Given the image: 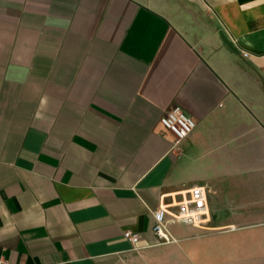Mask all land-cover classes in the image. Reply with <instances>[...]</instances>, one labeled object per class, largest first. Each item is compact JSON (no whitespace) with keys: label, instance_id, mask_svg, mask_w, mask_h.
<instances>
[{"label":"crops","instance_id":"crops-1","mask_svg":"<svg viewBox=\"0 0 264 264\" xmlns=\"http://www.w3.org/2000/svg\"><path fill=\"white\" fill-rule=\"evenodd\" d=\"M174 105L196 120L179 151ZM194 185L210 222L159 244L150 208ZM151 248L149 264H264V0H0V257Z\"/></svg>","mask_w":264,"mask_h":264},{"label":"built area","instance_id":"built-area-1","mask_svg":"<svg viewBox=\"0 0 264 264\" xmlns=\"http://www.w3.org/2000/svg\"><path fill=\"white\" fill-rule=\"evenodd\" d=\"M161 123L174 135V151H179L181 142L189 137L196 127L194 117L179 105L168 109L162 116ZM150 212L153 216L152 231L159 244L173 243L177 239L172 233V224H187L203 229L210 222L208 190L204 185L191 186L174 194L170 202L163 197L159 206L150 208ZM124 237L134 246L141 240L139 233L130 230L124 232ZM0 264L10 263L0 257Z\"/></svg>","mask_w":264,"mask_h":264},{"label":"rangeland","instance_id":"rangeland-1","mask_svg":"<svg viewBox=\"0 0 264 264\" xmlns=\"http://www.w3.org/2000/svg\"><path fill=\"white\" fill-rule=\"evenodd\" d=\"M164 255L165 251L160 250L158 248L141 249L134 254L133 258H131L130 261L125 262V264H140V262L149 264L148 262L151 258L161 257Z\"/></svg>","mask_w":264,"mask_h":264},{"label":"bare ground","instance_id":"bare-ground-1","mask_svg":"<svg viewBox=\"0 0 264 264\" xmlns=\"http://www.w3.org/2000/svg\"><path fill=\"white\" fill-rule=\"evenodd\" d=\"M206 221H208V220H206ZM206 221H204V222H206Z\"/></svg>","mask_w":264,"mask_h":264}]
</instances>
